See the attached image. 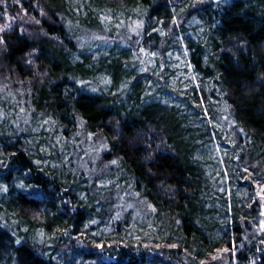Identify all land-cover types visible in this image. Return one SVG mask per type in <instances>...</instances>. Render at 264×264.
<instances>
[{
    "label": "trees",
    "instance_id": "1",
    "mask_svg": "<svg viewBox=\"0 0 264 264\" xmlns=\"http://www.w3.org/2000/svg\"><path fill=\"white\" fill-rule=\"evenodd\" d=\"M69 2L0 0V264H264V0H81L82 15ZM118 12L141 25L134 40L120 28L136 60L79 47ZM178 47L191 96L167 67L135 71ZM45 118L52 131H30ZM53 135L100 140V170L82 147L51 149Z\"/></svg>",
    "mask_w": 264,
    "mask_h": 264
},
{
    "label": "rangeland",
    "instance_id": "2",
    "mask_svg": "<svg viewBox=\"0 0 264 264\" xmlns=\"http://www.w3.org/2000/svg\"><path fill=\"white\" fill-rule=\"evenodd\" d=\"M81 0H70V4H71V8L78 14V15H82L81 10H83V6L80 3ZM225 2V0H215V5H220L221 3ZM108 16V20L104 21V30H98V29H92V30H85L82 33H80L77 41L79 42V47L83 48L82 44L85 43L86 45H90L91 49L89 50L90 52L93 53V58L99 57L100 55H106L111 49H114L116 52H118L119 50L122 49H129L130 50V55H131V59L132 60H136V55L131 51V46L132 43H130V40L132 38V36L137 35V27H138V18L137 16H131L128 20H125V15L122 12H118L115 16L114 15H107ZM182 20H184V15L182 17ZM193 19H189L187 25V30L188 31H194L197 28L198 22L196 20ZM123 23L128 24L129 26V32L126 34L122 35H126L128 36L129 34H131V38L129 39L126 36H121L120 35V28L123 26ZM127 26V27H128ZM134 40V38H132ZM169 57L167 58L166 64L164 62L163 65H161V67H157L156 64V59L153 56H149L148 54L146 55H142L143 60H144V67L143 65L140 63L138 65H136L135 71L141 73L142 71L145 72L144 68H151V70L153 71L155 76H158V78H161V74H160V70L165 69L167 67V69H165V74L167 75V82L170 83V86L173 88H178L179 91L181 93H189V95L191 96L193 93L192 87L193 84H191L192 81V77L193 74L190 71V68L188 67V63L186 61V53L184 52L183 48L178 47V48H173V50L168 54ZM150 71V70H149ZM148 76V75H147ZM107 79V78H106ZM106 79L102 76H98L97 78H95L94 80V84L96 87H98L99 89H105V87L107 86V81ZM90 82H93L89 79H87ZM161 82V81H159ZM158 85V84H157ZM156 87H153V90H155ZM158 90V88L156 89ZM161 90V89H160ZM157 92V95H160L164 101L168 102L170 105H175L176 107L180 108V110H182V113H188L191 114L194 111V107L190 108L188 107V110L186 109V103L183 101L182 97H175L173 96H167V93H163L161 94V92L159 93V91ZM214 108H216V106L214 105ZM197 114V112H195ZM204 113L206 117H209V111L208 109H204ZM226 114L223 113L222 114V118L219 117H212L210 116L211 121L218 126L219 128L221 126L224 125V127L226 128L227 126L229 127V124H223L222 119L226 118ZM195 120L198 123H201L202 121H205V118H201L197 115V117L195 118ZM195 121V123H197ZM43 123H48L47 118H45L43 121L35 124L32 126V128L30 129L31 132H33L34 134H38L40 136V134L42 132H48V131H52V127L48 124V126L44 125ZM204 125H202L201 127L203 128V133L206 132L205 126L206 123L203 122ZM227 125V126H225ZM51 128V129H50ZM43 136H47V135H43ZM42 137V136H41ZM50 138V136H47ZM90 137V136H88ZM212 139H216V133L214 135H211ZM53 139V144L51 145V149H63L66 148V154L64 156V158H66L67 160L71 157L72 155V148L75 147H82L84 150V155H92L90 157L89 160L93 161L96 163V161H98L99 156L101 154V152L103 151L102 146H99L100 144V140L95 141L94 143L91 142V138L89 140H86L85 137L82 135L81 137H76L75 139H73V141H70L68 146L69 147H65L64 145L61 146L60 144V138L58 135H53L52 137ZM50 141V140H49ZM62 141V140H61ZM63 142V141H62ZM43 148L45 149L44 151H47L48 153V147L46 144L43 145ZM206 149V154H207V161L211 162L214 161L220 151H221V144L218 142H213L211 141V145L210 148H208L207 146L205 147ZM55 151V150H54ZM88 153V154H87ZM52 154V152L50 153V155ZM96 169L100 170V166L98 165V163H96ZM107 184L106 179L102 178L99 181H97V186H104ZM99 190H101V188H99ZM0 193H2L0 191ZM263 211H264V205L262 207ZM264 213V212H263ZM25 229V228H23Z\"/></svg>",
    "mask_w": 264,
    "mask_h": 264
},
{
    "label": "snow or ice",
    "instance_id": "3",
    "mask_svg": "<svg viewBox=\"0 0 264 264\" xmlns=\"http://www.w3.org/2000/svg\"><path fill=\"white\" fill-rule=\"evenodd\" d=\"M41 14H43V13H41ZM36 23H39V21H36ZM138 26H141V25H138ZM0 31H2V29H0ZM21 31H23V30H21ZM137 35H139V33H137ZM0 43H4V41L2 39H0ZM153 55H155V53H153ZM28 63L32 64L33 61L32 60H28ZM93 91H95V89H93ZM37 163H39V161ZM112 163L115 164L117 162L116 161H112ZM245 171H247V169H245ZM21 187H23V185H21ZM3 190L7 191V188L5 187ZM261 226L264 227V222H262ZM173 247H174V245H173Z\"/></svg>",
    "mask_w": 264,
    "mask_h": 264
}]
</instances>
